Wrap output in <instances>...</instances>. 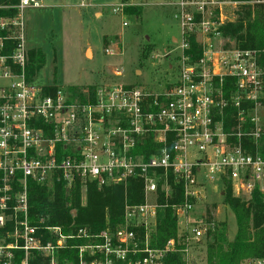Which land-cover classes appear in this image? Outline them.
Wrapping results in <instances>:
<instances>
[{
	"label": "built area",
	"instance_id": "1",
	"mask_svg": "<svg viewBox=\"0 0 264 264\" xmlns=\"http://www.w3.org/2000/svg\"><path fill=\"white\" fill-rule=\"evenodd\" d=\"M242 5L264 0H173L169 7L181 29L178 79L158 90L117 85L96 86L92 93L89 86L80 93L86 100L60 88L48 95L51 86L39 87L27 76L25 10L42 8L41 0H20L14 16L0 19V264H67L57 254L69 239L85 240L73 247L80 261L88 248L105 251L102 264H175L169 262L175 255L179 264H195L194 254L206 247L213 228L205 215L192 218L196 203L207 197V184L224 190L229 182L237 198L249 199L256 189L264 194L258 151L264 139V51L225 44L221 32L234 22L229 11ZM5 8L0 0V10ZM192 38L202 46L199 59L188 53ZM229 107L237 110L231 123ZM148 139L156 147L147 159ZM171 176L183 184L186 203L174 207L177 237L153 248L151 235L165 207L158 199L170 195ZM133 179L142 182L145 203H126L114 233L80 229L65 235L30 218L33 185L127 189ZM250 264H264V257Z\"/></svg>",
	"mask_w": 264,
	"mask_h": 264
},
{
	"label": "rangeland",
	"instance_id": "2",
	"mask_svg": "<svg viewBox=\"0 0 264 264\" xmlns=\"http://www.w3.org/2000/svg\"><path fill=\"white\" fill-rule=\"evenodd\" d=\"M42 2V8L25 10L27 47L29 51L42 49L46 55L45 66L33 78L37 86L67 91L133 85L158 90L178 79L180 52L174 38L181 39V29L169 7L173 0H89L86 8L80 7L81 0ZM238 12L239 7L229 11L234 22ZM223 42L234 45L231 40ZM216 187L218 192H214ZM207 189L206 199L196 203L192 218H207L210 211L215 222L226 223L227 238L233 240L237 220L224 204L221 184H207ZM81 191L85 204L86 187ZM82 255L76 264L106 261L102 249L95 254L86 248ZM194 255L195 264H207L206 248Z\"/></svg>",
	"mask_w": 264,
	"mask_h": 264
},
{
	"label": "trees",
	"instance_id": "3",
	"mask_svg": "<svg viewBox=\"0 0 264 264\" xmlns=\"http://www.w3.org/2000/svg\"><path fill=\"white\" fill-rule=\"evenodd\" d=\"M9 9L0 10V19L14 16L13 8L20 0H1ZM126 1V0H125ZM245 2L246 0H234ZM132 15V14H131ZM225 39L234 42L241 50L264 51V5L239 7L237 19L221 29ZM202 46L192 38L189 54L195 59L201 57ZM264 55V53H263ZM46 55L42 49L29 51L27 64V76L31 80L45 66ZM96 86H90L94 91ZM85 89V88H84ZM58 87L46 88L45 93L54 95ZM75 94L84 100L80 94L83 88L73 87ZM86 100V99H85ZM236 108L229 107L226 110L228 121L231 115H236ZM231 123V121H230ZM145 154L148 159L154 152L152 140L145 143ZM249 150L255 153L257 147L249 142ZM264 158V139L258 150ZM169 185L170 195L166 197L160 194L158 202L163 209L158 212L157 229L151 235L152 247L163 248L166 243L177 237L178 216L175 206L186 203L184 186L175 181L171 176ZM86 202L83 204L82 191L78 187L75 190L66 189L62 184H57L53 189L33 185L30 194V218L33 222L44 221L52 227H60L65 235L76 234L78 230L85 229L88 234H100L106 230L116 232L124 220L125 204L140 205L144 203L143 184L138 180H132L127 189L124 186L98 189L95 184L86 186ZM224 204L233 212L238 225L237 235L233 240H228L226 223H217L213 220L211 212L207 211L206 222L213 225L208 231L206 240L207 264H245L249 260L264 257V194L256 189L249 199L237 198L233 194L229 182L224 185ZM75 211V215L72 212ZM142 236L144 231L137 229ZM55 242L54 237H52ZM85 240L69 239L68 247L58 252L60 261L78 263L79 251L73 248L84 243ZM179 264L180 255H175L169 262Z\"/></svg>",
	"mask_w": 264,
	"mask_h": 264
},
{
	"label": "crops",
	"instance_id": "4",
	"mask_svg": "<svg viewBox=\"0 0 264 264\" xmlns=\"http://www.w3.org/2000/svg\"><path fill=\"white\" fill-rule=\"evenodd\" d=\"M42 1V0H41ZM42 6H43V2H42ZM174 40H176V38H174Z\"/></svg>",
	"mask_w": 264,
	"mask_h": 264
},
{
	"label": "water",
	"instance_id": "5",
	"mask_svg": "<svg viewBox=\"0 0 264 264\" xmlns=\"http://www.w3.org/2000/svg\"><path fill=\"white\" fill-rule=\"evenodd\" d=\"M175 41V40H174Z\"/></svg>",
	"mask_w": 264,
	"mask_h": 264
}]
</instances>
